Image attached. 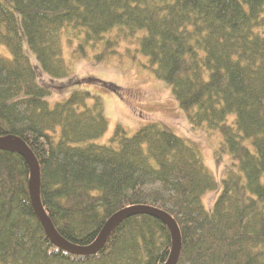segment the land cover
<instances>
[{
  "label": "trees",
  "instance_id": "trees-1",
  "mask_svg": "<svg viewBox=\"0 0 264 264\" xmlns=\"http://www.w3.org/2000/svg\"><path fill=\"white\" fill-rule=\"evenodd\" d=\"M64 40L77 60L101 47L99 62L135 41L190 123L222 134L217 162H236L212 211L203 197L219 182L167 126L133 136L118 127L110 145L94 143L109 127L105 106L76 87L101 81L72 77ZM0 47L10 54H0V138L21 139L35 156L58 237L90 246L113 215L144 206L176 222L177 264H264V0H0ZM67 85L75 89L51 104ZM30 178L18 150L0 149V264H167L171 233L149 215L115 226L91 256L54 245Z\"/></svg>",
  "mask_w": 264,
  "mask_h": 264
},
{
  "label": "rangeland",
  "instance_id": "rangeland-1",
  "mask_svg": "<svg viewBox=\"0 0 264 264\" xmlns=\"http://www.w3.org/2000/svg\"><path fill=\"white\" fill-rule=\"evenodd\" d=\"M143 35V32L139 36ZM64 55L71 68L72 77L84 79L88 77L101 81L97 84H83L76 89L90 91L102 98L105 114L109 122L107 132L95 144L110 145L118 127L123 128L129 136H133L143 127L157 123L170 128L177 136L191 145L196 146L209 171L219 182L218 190L210 191L203 197L207 211H212L215 201L219 197L226 166L234 164L233 157L226 154L218 163L216 153L223 144V136L218 131L209 130L206 125L194 127L186 113L180 108L173 96L171 87L159 80L149 67L148 60L137 51V44L133 40H124L117 48L116 53L108 56L105 61H97L102 48L90 50L83 59H74L72 50L63 41ZM26 51H30L26 47ZM0 54L9 57L5 47H0ZM34 62L33 56H31ZM102 82L112 83L119 87L118 92L106 89ZM70 85L71 82H66ZM69 85L59 93L49 98L51 104L61 101L75 89ZM234 116L230 117V121ZM245 145L255 153L251 140H245Z\"/></svg>",
  "mask_w": 264,
  "mask_h": 264
},
{
  "label": "water",
  "instance_id": "water-1",
  "mask_svg": "<svg viewBox=\"0 0 264 264\" xmlns=\"http://www.w3.org/2000/svg\"><path fill=\"white\" fill-rule=\"evenodd\" d=\"M0 149H16L27 160L31 170V178L29 182V190L35 212L45 227L46 233L51 242L75 255L91 256L94 255L103 246L104 241L110 236L115 226L122 223L129 217L136 215H149L161 222H163L169 229L172 236V250L167 264H177L178 257L181 250V235L176 222L165 212L151 207H133L120 211L113 215L105 227L101 231L98 239L90 246L77 247L64 241L56 234L52 221L49 219L44 207L42 205L40 196L38 194V184L40 181V168L35 156L32 154L24 141L18 138L6 137L0 138Z\"/></svg>",
  "mask_w": 264,
  "mask_h": 264
},
{
  "label": "bare ground",
  "instance_id": "bare-ground-1",
  "mask_svg": "<svg viewBox=\"0 0 264 264\" xmlns=\"http://www.w3.org/2000/svg\"><path fill=\"white\" fill-rule=\"evenodd\" d=\"M86 247V246H85Z\"/></svg>",
  "mask_w": 264,
  "mask_h": 264
}]
</instances>
